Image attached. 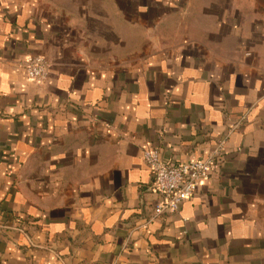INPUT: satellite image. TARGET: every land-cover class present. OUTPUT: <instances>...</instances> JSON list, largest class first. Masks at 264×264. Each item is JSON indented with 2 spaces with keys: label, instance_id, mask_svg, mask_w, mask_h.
I'll return each instance as SVG.
<instances>
[{
  "label": "crops",
  "instance_id": "0c3cea01",
  "mask_svg": "<svg viewBox=\"0 0 264 264\" xmlns=\"http://www.w3.org/2000/svg\"><path fill=\"white\" fill-rule=\"evenodd\" d=\"M0 264H264V0H0Z\"/></svg>",
  "mask_w": 264,
  "mask_h": 264
},
{
  "label": "built area",
  "instance_id": "2783aa9c",
  "mask_svg": "<svg viewBox=\"0 0 264 264\" xmlns=\"http://www.w3.org/2000/svg\"><path fill=\"white\" fill-rule=\"evenodd\" d=\"M21 66L27 79L33 83L42 84L46 80L49 64L43 57L28 56ZM223 144L221 141L205 159L177 163L162 160L157 149L143 151L142 159L153 176L151 190L157 201L142 228L162 215L177 212L184 201L195 195L200 182L208 177L215 159L220 157Z\"/></svg>",
  "mask_w": 264,
  "mask_h": 264
},
{
  "label": "rangeland",
  "instance_id": "374dc122",
  "mask_svg": "<svg viewBox=\"0 0 264 264\" xmlns=\"http://www.w3.org/2000/svg\"><path fill=\"white\" fill-rule=\"evenodd\" d=\"M131 14H133V12H130Z\"/></svg>",
  "mask_w": 264,
  "mask_h": 264
}]
</instances>
